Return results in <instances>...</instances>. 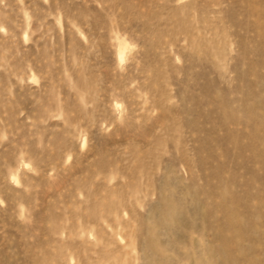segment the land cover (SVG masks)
Instances as JSON below:
<instances>
[{
    "label": "rangeland",
    "instance_id": "obj_1",
    "mask_svg": "<svg viewBox=\"0 0 264 264\" xmlns=\"http://www.w3.org/2000/svg\"><path fill=\"white\" fill-rule=\"evenodd\" d=\"M0 264H264V0H0Z\"/></svg>",
    "mask_w": 264,
    "mask_h": 264
}]
</instances>
